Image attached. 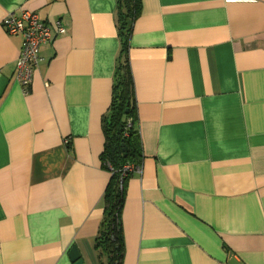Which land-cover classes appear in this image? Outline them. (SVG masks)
I'll use <instances>...</instances> for the list:
<instances>
[{"label": "crops", "instance_id": "0c3cea01", "mask_svg": "<svg viewBox=\"0 0 264 264\" xmlns=\"http://www.w3.org/2000/svg\"><path fill=\"white\" fill-rule=\"evenodd\" d=\"M139 2L128 59L142 159L125 184L122 264H264V0ZM20 11L66 30L40 48L28 93L23 39L1 27ZM117 11L0 0V264H73V246L99 263Z\"/></svg>", "mask_w": 264, "mask_h": 264}, {"label": "trees", "instance_id": "16d2710c", "mask_svg": "<svg viewBox=\"0 0 264 264\" xmlns=\"http://www.w3.org/2000/svg\"><path fill=\"white\" fill-rule=\"evenodd\" d=\"M117 29L120 51L117 60L111 103L103 118V166L111 179L103 198L104 219L96 239L98 264H122L124 247L121 212L124 190L130 173L122 180V170L127 164L137 167L142 152L136 128V102L133 80L129 68L128 49L132 26L140 14L139 0H117ZM123 144V146H122Z\"/></svg>", "mask_w": 264, "mask_h": 264}, {"label": "built area", "instance_id": "2783aa9c", "mask_svg": "<svg viewBox=\"0 0 264 264\" xmlns=\"http://www.w3.org/2000/svg\"><path fill=\"white\" fill-rule=\"evenodd\" d=\"M1 27L12 36H21L23 39L20 55L15 62V80L29 92L34 71L41 62L40 48L50 43L56 36L66 33L61 21L55 23L54 29L40 20L38 14L29 11H20L19 14L9 13L1 22ZM137 167L127 164L123 167L121 182Z\"/></svg>", "mask_w": 264, "mask_h": 264}, {"label": "water", "instance_id": "95a60500", "mask_svg": "<svg viewBox=\"0 0 264 264\" xmlns=\"http://www.w3.org/2000/svg\"><path fill=\"white\" fill-rule=\"evenodd\" d=\"M122 146H123V144H122ZM68 256H69L70 261L73 264H84L83 260L80 258L79 252L75 246H73L69 250Z\"/></svg>", "mask_w": 264, "mask_h": 264}]
</instances>
